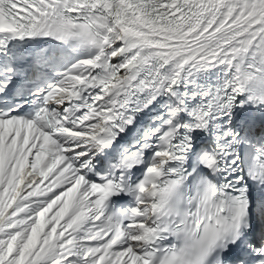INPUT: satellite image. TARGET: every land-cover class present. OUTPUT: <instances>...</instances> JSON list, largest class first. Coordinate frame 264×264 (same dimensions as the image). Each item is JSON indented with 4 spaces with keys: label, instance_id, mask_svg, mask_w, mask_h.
I'll use <instances>...</instances> for the list:
<instances>
[{
    "label": "snow or ice",
    "instance_id": "snow-or-ice-1",
    "mask_svg": "<svg viewBox=\"0 0 264 264\" xmlns=\"http://www.w3.org/2000/svg\"><path fill=\"white\" fill-rule=\"evenodd\" d=\"M0 264H264V0H0Z\"/></svg>",
    "mask_w": 264,
    "mask_h": 264
}]
</instances>
